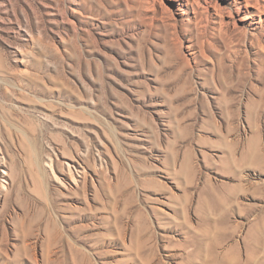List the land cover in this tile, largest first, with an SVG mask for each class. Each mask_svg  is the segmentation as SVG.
Instances as JSON below:
<instances>
[{
  "label": "rangeland",
  "instance_id": "374dc122",
  "mask_svg": "<svg viewBox=\"0 0 264 264\" xmlns=\"http://www.w3.org/2000/svg\"><path fill=\"white\" fill-rule=\"evenodd\" d=\"M0 264H264V0H0Z\"/></svg>",
  "mask_w": 264,
  "mask_h": 264
},
{
  "label": "bare ground",
  "instance_id": "6f19581e",
  "mask_svg": "<svg viewBox=\"0 0 264 264\" xmlns=\"http://www.w3.org/2000/svg\"><path fill=\"white\" fill-rule=\"evenodd\" d=\"M192 3V2H191ZM197 5V4H196ZM239 9V8H238ZM220 16V15H219ZM231 19V18H230Z\"/></svg>",
  "mask_w": 264,
  "mask_h": 264
}]
</instances>
